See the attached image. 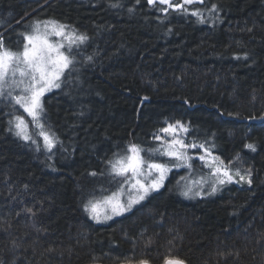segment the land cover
I'll use <instances>...</instances> for the list:
<instances>
[{
  "label": "trees",
  "instance_id": "16d2710c",
  "mask_svg": "<svg viewBox=\"0 0 264 264\" xmlns=\"http://www.w3.org/2000/svg\"><path fill=\"white\" fill-rule=\"evenodd\" d=\"M164 8L0 0V38L14 52L37 22L87 37L59 90L42 100L38 124L8 92L0 96V264H264V0ZM17 116L31 139L16 135ZM177 121L188 129L185 144L204 146L191 154L250 171L251 184L187 201L173 173L131 213L92 224L90 201L134 193L110 162L137 145L149 162L169 165L160 129ZM42 131L54 139L51 150Z\"/></svg>",
  "mask_w": 264,
  "mask_h": 264
},
{
  "label": "snow or ice",
  "instance_id": "6c2138e0",
  "mask_svg": "<svg viewBox=\"0 0 264 264\" xmlns=\"http://www.w3.org/2000/svg\"><path fill=\"white\" fill-rule=\"evenodd\" d=\"M155 0H148L149 4H153ZM203 0H183L182 3H173V0H159L160 4L167 5L163 11L167 12L168 9L179 10L188 12L186 5L194 3H202ZM215 7V6H214ZM193 16H200L199 9L191 12ZM201 23L204 22L200 19ZM57 37L58 40L53 41L50 37ZM23 50L12 51L5 46L3 38H0V94L6 87L21 88V94L12 96L11 92H8L9 96L17 105L23 108L24 112L32 118L34 124H38L41 113L43 112V106L41 98L44 94L53 88L60 87L61 77L65 75L66 70H70L73 65V60L70 54L61 51L66 45L64 41H67V47L69 51L75 45L83 43L87 40L86 36L77 35L74 32L66 30V26L58 25L56 22L49 21L43 24V29L39 22L34 26L33 31L29 34H23ZM17 74L19 79H16ZM147 99V97H145ZM251 119H256L252 117ZM264 119V117H261ZM16 123V135L24 140H29L31 137L28 134V125L24 118L21 116L15 117ZM41 128L43 125H39ZM177 129L187 132L188 129L182 125L179 121L176 124H169L166 128H161L160 131L165 134H177ZM45 147L49 150L54 146V139L47 133L41 132ZM156 140H161L162 137L155 136ZM167 147L161 152L162 155L169 156L176 161L187 162L189 157L186 156L185 150L189 147L203 148V145L185 144L181 139H173L167 141ZM245 148L255 151V146L252 144H246ZM153 150V151H158ZM137 145H131L128 149V154L119 157L114 162H110L111 169L114 175L126 177L125 183L131 181V187L135 190L136 195L129 197L127 205L122 203L117 193H113L112 196L105 198L104 201L89 202L86 205L85 210L90 211L94 219H100L101 205L110 207L113 215H120L123 212L129 211L133 204L139 203L143 200L150 191L158 189L165 178V174L169 171V168L162 163L149 162L143 156ZM207 153V150H205ZM210 155V153H207ZM204 160L205 157H199ZM216 159V158H214ZM223 162L221 161V164ZM147 166V172L144 170V166ZM179 166V165H177ZM153 172L159 173L158 177L151 179L149 183L142 181L139 177L144 176L147 180L152 176ZM131 173V177L128 174ZM95 175V173H93ZM212 175L216 177V183L225 184L233 182V175L239 177L237 183L247 182L251 184L249 177L251 172L240 173L239 171L234 174L229 167H215L213 168ZM223 177V178H221ZM190 191V189H189ZM217 191L215 183L212 185V192ZM188 196V191L183 193ZM199 194V193H197ZM30 211V210H29ZM104 219H111V216L105 214ZM140 264H146L145 261H140ZM164 264H184V262L178 258L166 257Z\"/></svg>",
  "mask_w": 264,
  "mask_h": 264
},
{
  "label": "rangeland",
  "instance_id": "374dc122",
  "mask_svg": "<svg viewBox=\"0 0 264 264\" xmlns=\"http://www.w3.org/2000/svg\"><path fill=\"white\" fill-rule=\"evenodd\" d=\"M147 2H148V0H147ZM176 2L182 3L183 0H173V3H176ZM194 4H201V3H194ZM194 4L186 5L185 7L192 6ZM148 5L151 6V7L154 6V5H159V6H162V7H165V8L167 7V5L160 4L159 0H155V2L153 4H149L148 3ZM176 11H179V10L168 9V12H176ZM43 24L44 23H40L41 29H43ZM35 25L36 24L29 25L26 28H24V34L31 33L33 31V28H34ZM66 30L69 31L67 28H66ZM50 39L53 40V41L58 40V38L54 37V36L50 37ZM64 43H65L66 47L62 48L61 51H64L67 54H71V53H73L75 51H78L79 48L83 44V43H80L78 45H75L69 51V49L67 47V41H64ZM67 71L68 70H66L65 74L67 73ZM63 77L64 76L61 77V80H62ZM16 79H19L18 74H17ZM22 87L23 86H21V88ZM21 88L6 87L5 89H3L2 94H0V96H3L5 94V92H11L12 96L19 95V94H21ZM59 88H53L50 91L46 92L44 94V96L41 98V102L47 95H49V94H51V93H53L55 91H58ZM30 119H32V118L30 117ZM40 119H41V117H40ZM182 133H183V131H181L179 129H177V134L175 136H173L172 134H165L164 133L163 134V138H164L163 142L165 144L164 146L167 147V143H166L167 141H171V140L177 139V138L180 139V136H181ZM196 150H199V149L197 147L196 148L189 147V148H187L185 150L186 156L190 158V159L187 160V162L176 161L175 159H173V158H171L169 156L163 155V157H165V159L167 161H169V163H170L169 165H166L169 168V171L166 172L165 178L163 180V183L158 189L150 191L149 194L143 200L139 201V203L133 204L129 211L123 212L120 215H113L112 212H111V208L110 207H105L104 205H101V208H100V219L99 220L94 219L92 213L90 211H87L88 217H89V221L92 224H94L95 226H104V225H107L108 223H110L111 221H113L115 219L121 218V217L131 213L133 210H135L140 205H142L148 198H150L151 196L159 193L163 189L165 183L167 182V180L169 179L171 174H173V173H178L179 180L181 181L182 195L187 201L214 198V197L218 196L229 185H233V184L243 185V184L247 183V182L237 183L236 181L239 180V177H237L235 175H233V182L225 183L223 185L216 183V177L212 175L213 168H215V167L223 168L225 166H221V164L218 163L216 159H214L211 155H208V154L205 156L204 160L199 159V157L191 154L192 151H196ZM200 151H202V153H204V154L206 153L205 150H200ZM194 161L201 162L204 165L206 171H203L202 169L199 168L200 164L197 167L194 164ZM177 165H179V166H177ZM144 170H145V172H147V166L146 165L144 166ZM234 173L235 172H233V174ZM158 175H159V173L153 172L152 176L148 177L147 180L145 179L144 176H141L139 178L142 181H144L146 183H149L151 181V179H153L155 177H158ZM221 178H223V177H221ZM214 183H215L216 188H217V191L215 193L212 192V185ZM125 188H130L134 192L133 194H129V193H126L124 195L118 194L120 201L122 203H124L125 205H127L130 195L131 196H135L136 192L131 187V181L126 185ZM189 189H190V191H189ZM185 191H188V196H185L183 194ZM197 193H199V194H197ZM104 200H102V201H104ZM102 207H105L108 210V212H110V214H108L106 212V210H102ZM105 214L111 216V219H104V215Z\"/></svg>",
  "mask_w": 264,
  "mask_h": 264
},
{
  "label": "water",
  "instance_id": "95a60500",
  "mask_svg": "<svg viewBox=\"0 0 264 264\" xmlns=\"http://www.w3.org/2000/svg\"><path fill=\"white\" fill-rule=\"evenodd\" d=\"M262 123H264V121H262V122H257V124H262Z\"/></svg>",
  "mask_w": 264,
  "mask_h": 264
}]
</instances>
